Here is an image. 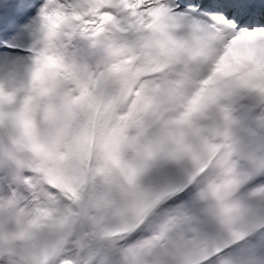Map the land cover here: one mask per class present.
Here are the masks:
<instances>
[{
	"label": "snow or ice",
	"instance_id": "6c2138e0",
	"mask_svg": "<svg viewBox=\"0 0 264 264\" xmlns=\"http://www.w3.org/2000/svg\"><path fill=\"white\" fill-rule=\"evenodd\" d=\"M0 264H264V0H0Z\"/></svg>",
	"mask_w": 264,
	"mask_h": 264
}]
</instances>
